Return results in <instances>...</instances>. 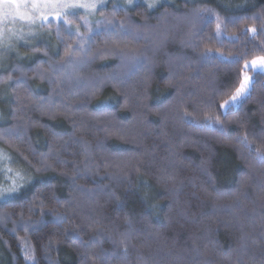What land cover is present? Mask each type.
Segmentation results:
<instances>
[{
    "label": "trees",
    "instance_id": "trees-1",
    "mask_svg": "<svg viewBox=\"0 0 264 264\" xmlns=\"http://www.w3.org/2000/svg\"><path fill=\"white\" fill-rule=\"evenodd\" d=\"M92 25L0 64V156L27 179L1 191L0 264H264V73L244 70L264 0L110 3Z\"/></svg>",
    "mask_w": 264,
    "mask_h": 264
},
{
    "label": "rangeland",
    "instance_id": "rangeland-1",
    "mask_svg": "<svg viewBox=\"0 0 264 264\" xmlns=\"http://www.w3.org/2000/svg\"><path fill=\"white\" fill-rule=\"evenodd\" d=\"M167 0H0V64L9 55L16 45H26L43 38V26L49 23H66L67 28L77 37H84L82 29L93 28L96 12L99 8L110 3L123 7H130L135 3L146 4L150 9L155 8L160 2ZM82 13V19L74 25L68 16ZM89 34V33H87ZM244 70L264 73V58L257 57L244 64ZM251 77L244 72L242 81L233 94L225 101L221 110L237 106L239 101L249 91ZM10 157L0 156V197L5 198V193H16L25 186V179L20 171L15 168ZM11 194V195H12Z\"/></svg>",
    "mask_w": 264,
    "mask_h": 264
}]
</instances>
